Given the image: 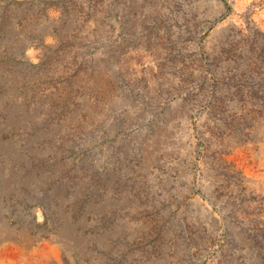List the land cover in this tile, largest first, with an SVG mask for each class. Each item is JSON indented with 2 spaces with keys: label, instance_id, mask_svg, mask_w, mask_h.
<instances>
[{
  "label": "rangeland",
  "instance_id": "374dc122",
  "mask_svg": "<svg viewBox=\"0 0 264 264\" xmlns=\"http://www.w3.org/2000/svg\"><path fill=\"white\" fill-rule=\"evenodd\" d=\"M261 144L264 0H0V166L46 183L6 203L38 231L53 192L109 197L90 220L136 232L106 264H264Z\"/></svg>",
  "mask_w": 264,
  "mask_h": 264
},
{
  "label": "bare ground",
  "instance_id": "6f19581e",
  "mask_svg": "<svg viewBox=\"0 0 264 264\" xmlns=\"http://www.w3.org/2000/svg\"><path fill=\"white\" fill-rule=\"evenodd\" d=\"M261 155L264 156V144H261L260 153L253 157L260 159ZM238 158V151H236L233 159H237L238 162ZM240 167L244 174L249 177L250 186L258 188L264 185L259 175L251 174L244 161ZM13 170L9 166H0V264H106L108 261L107 253L112 246L111 237L118 233H125L129 236L128 239H133L136 232L135 226L129 221L125 226H119L120 228L115 226L112 229H105L98 226L101 220L97 219L96 216L95 219L90 220V217L102 213L105 207H114L117 204L116 201L105 197L104 202L89 204L86 209L74 215L75 209L70 210V206L76 198L73 195L67 196L65 192L57 195L53 192L45 200L47 207L51 210L50 212L53 213L51 215L53 220L49 219V229H52L54 233L38 231V225H43L41 210L35 209L36 220L33 219L32 214L20 209L11 213L12 207L6 203V198L12 194H18V197L24 196L22 190L24 186L35 185L38 187L46 183L35 175L26 178L12 176L10 172ZM18 172V174H22L24 169L21 168ZM82 186L83 183H80V187ZM28 196L31 198L30 195ZM234 232L239 242L247 246L248 241L241 235L242 233L240 234L236 229ZM97 250H100L101 253H98ZM130 264L135 263L131 262Z\"/></svg>",
  "mask_w": 264,
  "mask_h": 264
}]
</instances>
